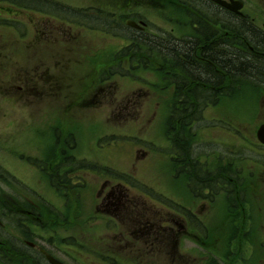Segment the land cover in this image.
Here are the masks:
<instances>
[{"label":"rangeland","instance_id":"374dc122","mask_svg":"<svg viewBox=\"0 0 264 264\" xmlns=\"http://www.w3.org/2000/svg\"><path fill=\"white\" fill-rule=\"evenodd\" d=\"M12 1L19 0H0V206L18 217L4 218L15 222V228L8 226V238L21 241L26 231L31 241L61 244L53 252L66 264H264V193L259 190L264 149L257 139L264 125V83L251 75L224 83L217 74L228 91L219 92L217 105L210 103L214 98L206 107L209 103L196 99V86L183 91L180 79H187L157 54L148 58V69L137 60L141 56L115 61L133 46L132 34L180 38L191 37L192 24L215 29L202 17L208 10L204 2H36L48 13L59 12L58 18ZM47 1L58 10L46 9ZM245 2L244 14L264 32V0ZM96 10L115 17L107 25ZM68 13L77 24L65 21ZM129 20L142 21L140 31L124 30ZM121 64L138 78L107 80L105 72ZM201 73L214 81V72ZM180 113L193 117L188 127L175 122ZM174 131L187 144L179 152L173 149ZM133 136L139 140L132 144ZM68 137L76 150L66 146ZM187 148L200 179L219 171L231 178V170L237 177L234 193L225 183L205 190L213 202L194 199L191 176L176 177L187 167ZM72 156L77 167L85 163L100 171L67 167L75 169L74 189L68 183L67 192L58 193L50 182L54 173L44 171L47 165L66 166ZM35 161L45 165L37 169ZM19 208L35 210L38 224L26 227ZM184 212L201 223L191 225L194 232ZM188 234L186 242L178 240Z\"/></svg>","mask_w":264,"mask_h":264},{"label":"flooded vegetation","instance_id":"af4514ba","mask_svg":"<svg viewBox=\"0 0 264 264\" xmlns=\"http://www.w3.org/2000/svg\"><path fill=\"white\" fill-rule=\"evenodd\" d=\"M164 1L167 0H153V4L164 3ZM200 1L204 2L203 5H205V7L207 6L208 8V10H205V12H201L203 14L202 17L205 19V21L210 22V28L212 26L215 29H199L198 24H192L193 29L191 32L193 34L191 35V37L181 36L180 38H177L170 35L171 33H162L161 35L162 39H164L162 41L165 50L163 51V54L166 55L167 59L174 58L173 55L176 56L178 73H180V77H185L187 79V81H184L183 78L180 79V84L183 88L182 90L185 91V87L191 86L192 84L193 86H196V91H198V93L196 94L197 100H199L200 97L204 99L203 101L208 100L209 98L217 99V97L219 96V92L222 90V87L220 85V81L216 80V75L218 74L219 78H222L224 83L225 79H230L233 81L232 63L235 58H238L241 61L239 63L240 69H237L236 71L237 74L243 77L242 80L246 79L245 76L247 75L248 68H251L253 73H249V75L257 76V80L261 83H264V45L260 46L258 49H254L251 46H248L249 51L243 46V44L247 43V40L243 36V34L246 32L247 27L245 24H249V21H251L250 18L246 14L239 15L231 12L227 8L219 5L216 0ZM224 1L232 4L229 0ZM234 1H239L244 4V13V10L246 9L245 0ZM130 21L138 24V27L136 26L137 29L128 27L127 24ZM233 21L237 22V24H240V26L242 27V30L240 31L242 34L240 36H233ZM128 22H126L125 27L135 31H140V29L138 28L142 27L141 24L143 23L142 21L136 20H129ZM251 22L252 24H254L253 21ZM144 31H147V26L146 29L143 30V32ZM110 32L111 31L109 30L102 29V33L104 34ZM155 33L156 32H154L153 35L154 37L159 36ZM259 34L261 36H264V32H262L261 30L259 31ZM174 39L177 46L175 52H177L178 54H172V52H174V48L171 46V44L174 42ZM256 40L262 43L260 38ZM179 42H181V45L179 44ZM195 69L197 70V72L191 71ZM258 69L261 72H259ZM201 72L210 74L214 72V81H212L210 77H204V74H201ZM215 85H218V94L212 96L211 90L213 92L216 91ZM259 147L261 149H264V145H262L260 142ZM51 170L52 169H50V171ZM262 171L264 174V168H262ZM229 172L232 176L231 178L228 177V174L225 171H219V173L215 174L212 179H210V177L208 181L206 179H203V183L206 184L207 182H209V190L219 189L223 187L225 183H227L226 186L230 187L231 192L234 193L237 183V177H233L231 170ZM227 180H229V182ZM259 185L260 192L264 193V179L260 180ZM247 206L248 203H246L245 205L246 211L248 213ZM16 212L21 214L25 218L26 227H28V223L32 222L34 223V225H37L39 222V218L37 217L35 210L19 208L16 210ZM244 213L245 209H243V214ZM7 216L12 218L15 217V215L13 217L7 212L4 213L3 203L2 206H0V264H51L48 258L49 256H53L57 260L65 262L59 255L53 252L54 247L58 248L57 245L54 246L51 244V242L48 241H31L26 231H24L21 241L10 240L6 235V232H8V226L15 228V222H7L4 219L7 218ZM237 222L238 221H235L234 223L236 224ZM30 233H33L32 235H35L34 232ZM9 247H12L13 251L10 252Z\"/></svg>","mask_w":264,"mask_h":264},{"label":"trees","instance_id":"16d2710c","mask_svg":"<svg viewBox=\"0 0 264 264\" xmlns=\"http://www.w3.org/2000/svg\"><path fill=\"white\" fill-rule=\"evenodd\" d=\"M4 1H11V0H4ZM12 2H14V3L17 2L18 4H21V5L25 6V7H29V8H33V9H35V7H36V2L39 3L38 0L37 1L36 0H32V1H26L25 0V2L19 0V1H16V2L15 1H12ZM50 3H52V2L47 1V5L46 6L48 8H46V9H48V10H58V8H56L55 6L50 5ZM41 4H44V3L41 2ZM36 8L39 9L40 7H36ZM63 9L66 10V11L67 10H73L74 13H76L78 11V10L72 9L70 7L69 8L65 7ZM39 11L41 13H44L45 12L48 15H53L55 17L62 18V17H60L59 12H56V13H52L51 14V13H48V12L44 11L42 8H40ZM99 13L101 14V18L104 19V23L107 24V25L110 24L109 20L115 17L114 15H112L110 13H106L105 14V12H100V11H99ZM65 21H68V22L72 21L74 24L75 23L76 24L78 23L75 19L72 20L70 18L69 13H68V18H67V20L65 19ZM232 23H233V30H234L233 31V36L234 35L240 36L242 34L240 32L242 30V27L240 26V24H237V22H235V21H233ZM245 25L247 27H246V32L243 34V36L247 40V43L246 44H243V46L246 49H248V46H251L254 49H258L260 46L264 45V36H261L259 34V32H257V29L253 26L252 22L249 21V24H245ZM122 26H123L124 30H126V31H132V30L128 29L127 27H125L123 24H122ZM120 28H121V26H120ZM236 31H238V32H236ZM258 38L261 39L262 43H260V42H258L256 40ZM130 41L131 42H134L132 44L133 46L132 47H127V48L123 49L122 51H120L116 55L115 61L122 62V60H128V59H130L132 57V55H134L133 58H132V60H131V62H132V61H135V58H137L138 56H141L142 59L141 60L140 59H137V60L140 61V62H142V64L145 65V67H144L145 69H148L149 68L148 63L150 62L148 58L149 57H152L153 55H156L157 54L158 57L160 58V61L162 63L163 62H170L172 64L173 69H176L177 70L176 56L173 55L174 58L167 59L166 58V55L163 54V51H162V48H163L162 41H163V39H162V37L160 35L151 38L149 36L147 37V36H144V35H141L140 36V35L132 34L130 36ZM173 48H174V50H173L174 52H172V54H175V53L178 54L177 52H175L176 49H177V47H175V44H174ZM248 51H249V49H248ZM240 62L241 61L238 58H235V60L232 63L233 81L235 79L237 81L238 78H242L239 74H237V71H236L237 69H240L239 68L240 67L239 63ZM127 71L128 70H126L122 66V64H121L119 67L110 68L107 72H105L106 73L105 74V77H106L107 80H109V76H114V77L115 76H120L122 78L128 77V78H132V79H134V77L135 78H138V77L134 76V74H132L130 71L129 72H127ZM191 71L192 72H197L196 69L195 70H191ZM249 73L250 74L253 73V71H252L251 68H248V72H247V75L246 76H250ZM201 74H204V73H201ZM103 81H104V78L101 77V82L103 83ZM215 89H216V91L214 93L215 94H218V85H215ZM211 92H213V91L211 90ZM209 100H212V98H209L208 100H205V101L207 102ZM197 101H199L200 104L206 103L202 99H199ZM207 103H209V102H207ZM210 103L213 106H215V105L218 104L217 99L212 100V102H210ZM210 103L206 107L211 106ZM190 104H191V102H186V106H191L192 104L191 105ZM176 110H178V108L177 107H174V111H176ZM203 110H200V113L198 115L199 118L202 116ZM187 116L188 115H186L185 113L184 114L180 113L178 115V118L175 120V122L177 120H180V123L183 121L184 122V126L185 127H188L187 121H191L193 119V117H189V116L187 117ZM174 134H176V135H175V138L172 141L173 142V147H174L173 149L176 152L177 151L179 152V150L181 148H183V150H184V147H187L186 141H184V139H183V142H181L182 139H180V135H181L180 132H176L175 133V131H174ZM68 139H69V137L66 140V146L68 147V149L69 150H72V151L76 150V143L75 142H74V144L69 143ZM70 139H72V136L70 137ZM56 140H57L58 143L61 142L60 141V137H58V136H57ZM117 140H118V137L115 136V137H113V140L112 141L116 144V141ZM100 143H102V141H100ZM191 152H192V150L190 148H187L184 151V157H185V159H184V162L185 163L184 164L187 167L181 168L180 167V164H178L179 162L177 163L178 166L175 163V166H176L177 169H179V168L182 169L180 176H177L176 175V177L179 178V177H181L183 175L188 176L187 174H189L191 176L190 179H189V185H190V189H191L190 191H191L192 197L194 199H198V200L199 199H204V200H211L213 202V196L212 195H209V196H206L205 195V190H209V182H207L205 184V183H203V179H206L208 181V178L205 177L203 179H200V176L195 174V172H196L195 171L196 170V163L193 162V160L191 159ZM192 155H193V153H192ZM75 163H76L75 157L72 156V157H68V159L66 160V166H64V164H62L60 166H56V164H55L53 166V170H51V171L54 174H53V177L51 178V182H52V186L56 190H58L59 192H62V190H64L65 192H67V189H66L67 184L68 183H71L70 182V180H71L70 176L73 174V172L75 171V169L68 171V170H66V168L69 167V166H75V167H77V165H75ZM33 165L34 166H37V167H41V165H45V164L39 163L38 161H35V163ZM78 165H79L77 167L78 170H84V171H88L89 170V171H92L93 173L94 172L98 173V171H100V169H98V167L96 165H89V164L86 165L85 163H82V164L79 163ZM49 169H50V167L47 165V169L45 171H48ZM61 169H65L66 170L65 174L62 175V176L59 175L60 174L59 172L61 171ZM118 177L120 179H124L123 175H121V174H118ZM198 181H200L201 183L197 185V182ZM191 184H193V187H191ZM74 186L75 185L72 184V187H73L72 189H74ZM84 187H85L84 184L79 186V188H84ZM184 215H185V217H187L186 222H189L190 225H192V224L194 225V223L196 224L197 221H198V225L201 224L198 219H194V217L192 216V213L184 212ZM191 227L192 228H191L190 232H194V227L193 226H191ZM154 230H155V228H154ZM187 236H189V234L188 235H182V237L178 238V240L181 241L182 239H186ZM172 241H176V240H172Z\"/></svg>","mask_w":264,"mask_h":264},{"label":"water","instance_id":"95a60500","mask_svg":"<svg viewBox=\"0 0 264 264\" xmlns=\"http://www.w3.org/2000/svg\"><path fill=\"white\" fill-rule=\"evenodd\" d=\"M216 2L227 8L228 10L234 12V13H238V14H241L240 11L242 10L243 8V4L241 2H233L231 1L232 4H228L227 2H225L224 0H216ZM130 26L132 27H136L137 25L134 23V22H129L128 23ZM138 27V26H137ZM258 139L261 143L264 144V125L260 127V129L258 130ZM50 261L53 263V264H61L60 262L50 258Z\"/></svg>","mask_w":264,"mask_h":264},{"label":"bare ground","instance_id":"6f19581e","mask_svg":"<svg viewBox=\"0 0 264 264\" xmlns=\"http://www.w3.org/2000/svg\"><path fill=\"white\" fill-rule=\"evenodd\" d=\"M174 33H175V32H174ZM163 40H164V39H163ZM162 51H165V50H164V47L162 48ZM221 91L224 92V93H227L228 90H227L226 87H224ZM211 94H212V96H215V95H216L214 92H212ZM125 137H129V135H125ZM136 137H137V136H133V139H132L131 141H128V142H130V143H132V144H133L134 142H137L139 139H137ZM94 174H95V173H94ZM50 182H51V181H50ZM55 191L58 192L57 190H55ZM58 193H59V192H58ZM57 246L59 247V246H61V244H59V245H57ZM48 258H49V261H50V258H52V259H54V260L60 262L61 264H65L64 262H61L60 260H57V259L54 258L53 256H49ZM50 263L53 264L51 261H50Z\"/></svg>","mask_w":264,"mask_h":264}]
</instances>
